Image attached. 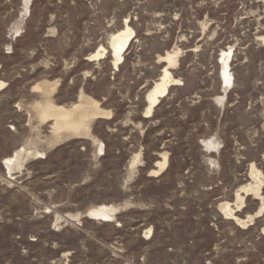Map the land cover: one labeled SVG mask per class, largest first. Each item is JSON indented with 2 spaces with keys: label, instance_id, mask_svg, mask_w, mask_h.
<instances>
[{
  "label": "rangeland",
  "instance_id": "1",
  "mask_svg": "<svg viewBox=\"0 0 264 264\" xmlns=\"http://www.w3.org/2000/svg\"><path fill=\"white\" fill-rule=\"evenodd\" d=\"M171 51L176 85L145 116ZM0 82V264H264L259 201L235 213L245 228L219 209L252 165L264 181V0H0ZM45 101L109 116L55 140ZM100 206L112 222L86 217Z\"/></svg>",
  "mask_w": 264,
  "mask_h": 264
},
{
  "label": "bare ground",
  "instance_id": "2",
  "mask_svg": "<svg viewBox=\"0 0 264 264\" xmlns=\"http://www.w3.org/2000/svg\"><path fill=\"white\" fill-rule=\"evenodd\" d=\"M131 38H132V31L126 25V21L124 24V28L121 31H118L110 35V37L108 38L107 47L109 49L110 55L113 58V65L115 66V68L123 60L122 59L123 54ZM104 55H105V50L100 46L94 53L90 54L87 57V60L88 62H92L97 58L102 59ZM160 59L161 62L165 63L166 65L162 68L159 78L156 80V82L153 83L151 88L145 94L144 99H145L146 107H145V112L143 113L145 116H148L152 112L153 108L155 106H158L157 104H159L160 99H162L166 95L167 89L169 87L176 85V80L172 78L169 71L172 69V67H175L178 63V52L177 51L167 52L165 56ZM221 62L224 71L223 72L224 78L227 79V75L225 72L227 67V62L225 60L224 55L222 56ZM2 89H3V83L0 82V91ZM35 89H39V88L36 87ZM86 102H89L88 99ZM93 104H94L93 110L87 109L84 105H82L81 102L72 105L70 109H65L62 106L52 105L50 101H45V103H35L33 105V108L40 116V118H42V120H46L47 122L54 120L51 129L54 133L55 140H57L63 134L80 136V137H83L81 135L85 134L87 136V133L89 132L88 124L89 122H91V120L101 118L102 116L105 117L109 116L108 112H105V110L102 111L98 108L97 103H93ZM59 139H63V138L60 137ZM101 149H102V144L99 143L100 152ZM21 152H22L21 150L15 151L12 157L2 160L1 165L5 170L6 177H9V175L13 173V170L19 167L17 161L20 158ZM160 155L162 161L156 162V164L154 165L156 171L154 170L149 171L148 176L155 177L165 168L167 162V155L165 153ZM248 179L249 182L247 184L239 187L234 192L235 201L233 202L234 204L232 203L234 205V209L229 208V203H227L228 205L222 204L219 206L220 211H222L223 214L227 216L230 220H233L237 226L239 227L242 226L241 228H245L248 221L254 218V217H247L246 220H240L235 216V213L241 210L242 204L244 202V198L246 196H252L255 200L259 201L260 207L258 208L254 216L259 217L260 213L264 211V204L262 203V195L260 193L261 188H264L263 176L258 170L255 169L253 165L250 167ZM116 213H117V208H114L113 206H108V207L100 206L95 209L89 210L85 215L90 220L101 221V222H109V221L112 222ZM149 232L150 230H148L146 234H148Z\"/></svg>",
  "mask_w": 264,
  "mask_h": 264
},
{
  "label": "water",
  "instance_id": "3",
  "mask_svg": "<svg viewBox=\"0 0 264 264\" xmlns=\"http://www.w3.org/2000/svg\"><path fill=\"white\" fill-rule=\"evenodd\" d=\"M263 213V212H262ZM262 215V214H261ZM256 219V218H255Z\"/></svg>",
  "mask_w": 264,
  "mask_h": 264
}]
</instances>
